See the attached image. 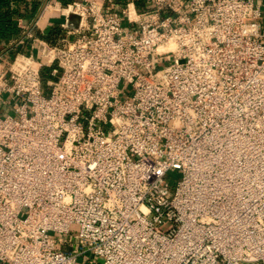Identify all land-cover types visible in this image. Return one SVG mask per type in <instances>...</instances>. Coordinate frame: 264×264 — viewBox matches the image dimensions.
Here are the masks:
<instances>
[{
  "label": "built area",
  "instance_id": "built-area-1",
  "mask_svg": "<svg viewBox=\"0 0 264 264\" xmlns=\"http://www.w3.org/2000/svg\"><path fill=\"white\" fill-rule=\"evenodd\" d=\"M54 1L0 52V264H264V0Z\"/></svg>",
  "mask_w": 264,
  "mask_h": 264
},
{
  "label": "crops",
  "instance_id": "crops-1",
  "mask_svg": "<svg viewBox=\"0 0 264 264\" xmlns=\"http://www.w3.org/2000/svg\"><path fill=\"white\" fill-rule=\"evenodd\" d=\"M50 0H26L24 2L13 1L11 3L12 9H19L20 12L15 15L20 28V33L17 36L10 37L0 42V52L11 49L26 51L30 44V40H25L21 44H15L20 38L25 36L26 31L29 30L36 22L31 32L35 35L46 34L47 30L55 25H61L64 21V15L58 13H51L46 9ZM118 2H126L127 0H117ZM52 2H55L52 0ZM58 9V8H56ZM26 26V28H25ZM62 26V25H61ZM63 28V27H62ZM10 51V52H11Z\"/></svg>",
  "mask_w": 264,
  "mask_h": 264
},
{
  "label": "trees",
  "instance_id": "trees-1",
  "mask_svg": "<svg viewBox=\"0 0 264 264\" xmlns=\"http://www.w3.org/2000/svg\"><path fill=\"white\" fill-rule=\"evenodd\" d=\"M13 1L24 2L26 0H0V42L19 35L20 28L17 22L16 14L20 12L19 9H12L11 3ZM71 0H63V4L66 5ZM136 4L139 10H145L146 5L144 0H136ZM65 35V29L61 25H55L49 28L46 34H42L48 41L51 43H56L57 40ZM17 50H12V53H15ZM53 66H46L42 70V76L45 83L49 78H52L51 70ZM47 91V90H46Z\"/></svg>",
  "mask_w": 264,
  "mask_h": 264
},
{
  "label": "rangeland",
  "instance_id": "rangeland-1",
  "mask_svg": "<svg viewBox=\"0 0 264 264\" xmlns=\"http://www.w3.org/2000/svg\"><path fill=\"white\" fill-rule=\"evenodd\" d=\"M6 96H7V94H6ZM1 104L2 103L0 102V106L2 107L3 104L2 105ZM3 107L6 110V112L8 113L10 110V106L4 105ZM179 176H180V173L178 172V170H173L169 173L168 178L173 182V184H175L177 179L179 178ZM52 235L54 237H58L61 234L53 233ZM93 257L96 259V262H98L97 261L98 258L96 256H94L92 253H88L86 256L80 258L78 264H89V260L92 259Z\"/></svg>",
  "mask_w": 264,
  "mask_h": 264
},
{
  "label": "water",
  "instance_id": "water-1",
  "mask_svg": "<svg viewBox=\"0 0 264 264\" xmlns=\"http://www.w3.org/2000/svg\"><path fill=\"white\" fill-rule=\"evenodd\" d=\"M72 20H73V21H78V20H79V17L76 16V15H73V16H72Z\"/></svg>",
  "mask_w": 264,
  "mask_h": 264
}]
</instances>
